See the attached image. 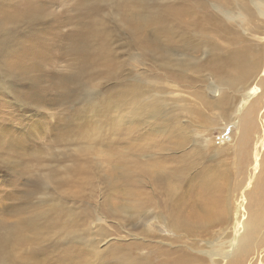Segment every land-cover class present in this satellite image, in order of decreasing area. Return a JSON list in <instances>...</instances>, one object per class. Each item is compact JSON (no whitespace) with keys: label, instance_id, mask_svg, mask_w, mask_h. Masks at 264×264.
<instances>
[{"label":"rangeland","instance_id":"obj_1","mask_svg":"<svg viewBox=\"0 0 264 264\" xmlns=\"http://www.w3.org/2000/svg\"><path fill=\"white\" fill-rule=\"evenodd\" d=\"M19 1L0 0V24L11 34L0 49V264H133L148 244L153 259L179 247L211 264L214 238L203 233L193 243L168 231L165 170L174 169L185 192L191 175L216 166L242 177L250 157L232 132L235 120L216 121L201 105L217 73L204 65L206 53L186 49L187 25L200 32L203 24L180 7L212 14L224 31L250 33L244 39L260 48L264 0H39L41 9ZM168 53L196 56L197 69L189 67L185 80L175 76L184 86L167 79L176 73L165 68ZM171 118L182 123L181 146L167 136L168 127L179 128ZM255 120L250 156L261 131ZM154 158L159 203L138 207L137 165ZM142 186L150 192L145 174ZM262 191L260 183L253 190ZM251 207L264 218V200Z\"/></svg>","mask_w":264,"mask_h":264},{"label":"bare ground","instance_id":"obj_2","mask_svg":"<svg viewBox=\"0 0 264 264\" xmlns=\"http://www.w3.org/2000/svg\"><path fill=\"white\" fill-rule=\"evenodd\" d=\"M25 2H29V7L38 9L42 7L39 0H22L17 4H22L24 7ZM180 9L191 20H200L203 24L200 32L196 31L195 24L187 25L186 49L206 53L207 59L204 65L217 73L216 77L204 85L205 95L201 105L205 106L206 110L211 108L214 111L216 121L219 118H223L226 123L229 120H235L232 123V132L236 130L241 154L249 155L250 160H245L244 175L241 177L237 174L233 179L221 173L217 166L216 170L198 171L191 175L190 181L185 184L189 186V190L185 192H180V186L176 184L174 169L165 170L169 181L161 182V187L166 199L164 208L169 221L167 228L169 232L177 235V240L187 238L196 243V239L203 233L214 238V248L208 251L207 256V261L211 264H264V218L254 215L251 211V204L264 200V195L262 196L264 191L253 192L259 183L264 186V39L262 47L255 48L244 39L250 33L241 35L230 29L224 31L212 14L197 15L190 7H180ZM0 13L3 15V12L0 11ZM222 13L228 14L227 11ZM260 13L264 15V9ZM146 16L144 10L140 9L137 19L144 22ZM108 25H110L109 22ZM105 26L99 27L100 30L107 29ZM5 29L3 24H0V49H6V44L11 40L10 32ZM242 30L247 31V28ZM145 40L152 43L155 39ZM259 41L261 42L260 39ZM178 42L179 39H176V42L172 41L171 49ZM120 45H123L120 46L121 48L126 47L125 42H121ZM143 45L138 47L143 51L149 50L146 45ZM35 47L38 48V45ZM169 54H166L167 60L164 65L167 71L176 72L174 77L184 79L189 67L192 70L197 69V62L193 58L196 56L173 59L172 53L171 56ZM200 68L203 69L202 66ZM167 75L169 77L167 79L177 81L184 86V81L177 77L172 79L173 75L171 76L168 72ZM2 82L1 84L4 85ZM255 118H258L261 131L257 134L253 145L251 144L253 147L250 156L248 139L253 133L252 128H255ZM168 123L179 127V130L175 131L168 127L167 136L173 133L178 137L176 145L181 146L180 141L184 137L182 123L175 121L174 118H171ZM211 130L212 128L208 127L203 135L207 144L211 143L213 138ZM154 133L158 135V132ZM180 157L174 158L175 164ZM154 159L158 162L150 161L146 165L141 163L137 165L138 184L135 199L138 207L145 205L152 207L159 203L153 195L155 189L152 188L153 181L158 184L157 173L161 169V163L159 158ZM144 174L146 186L149 185L151 188L150 192L143 189ZM195 186L196 189H192ZM153 249L155 247L148 244L133 264H197L196 259L186 254L182 248L178 247L173 252L162 250L161 259H153L150 256Z\"/></svg>","mask_w":264,"mask_h":264}]
</instances>
